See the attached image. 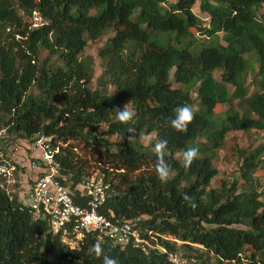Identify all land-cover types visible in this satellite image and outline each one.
Wrapping results in <instances>:
<instances>
[{"label": "trees", "instance_id": "obj_1", "mask_svg": "<svg viewBox=\"0 0 264 264\" xmlns=\"http://www.w3.org/2000/svg\"><path fill=\"white\" fill-rule=\"evenodd\" d=\"M196 3L0 0V143L16 135L51 138L73 188L92 177L84 156L98 153L105 166L97 178L113 189L102 210L110 219L152 231L170 253H178L181 242L189 264H264V200L254 187L264 176V144L243 153L240 193L235 183L211 188L227 136L264 133V0H201L208 20L194 13ZM110 32L99 50L103 73L94 89V64L85 50ZM250 56L259 87L252 95ZM128 103L136 113L131 132L114 123L115 108ZM184 104L195 119L178 133L169 120ZM152 134L145 147L141 138ZM160 140L168 141L172 170L166 184L155 173L152 147ZM192 146L199 157L186 173L182 156ZM184 194L198 207L190 208ZM97 240L88 236L70 249L48 221L35 219L29 206L0 188V264H102L90 251ZM102 246L120 264H170L158 250L145 256L108 241Z\"/></svg>", "mask_w": 264, "mask_h": 264}, {"label": "built area", "instance_id": "obj_2", "mask_svg": "<svg viewBox=\"0 0 264 264\" xmlns=\"http://www.w3.org/2000/svg\"><path fill=\"white\" fill-rule=\"evenodd\" d=\"M34 21L37 27L42 19L36 14ZM3 134L5 131H0V137ZM51 142V138L44 135H37L33 140L32 150L41 152V156L32 163L37 177L31 187L29 207L35 219L48 221L52 230L60 234L62 242L70 249L80 248L84 239L92 236L145 256L158 250L167 255L170 264H189L182 254L170 253L160 246L157 235L152 231L141 229L132 222L112 220L103 213L113 191L111 184L92 176L73 188V181L62 173L61 164L56 159L59 148L54 149ZM3 145L1 142L0 176L4 181L0 188L12 198L17 183V166L4 157Z\"/></svg>", "mask_w": 264, "mask_h": 264}, {"label": "rangeland", "instance_id": "obj_3", "mask_svg": "<svg viewBox=\"0 0 264 264\" xmlns=\"http://www.w3.org/2000/svg\"><path fill=\"white\" fill-rule=\"evenodd\" d=\"M170 3H175L177 0H168ZM201 0H197L196 5L193 8L194 13L203 20H208V14L203 13L200 9ZM94 13V12H93ZM260 13V11H259ZM31 22V19L29 20ZM35 26H33V29ZM113 35L110 32L107 36L102 38L96 43L89 42L85 50V56L92 58L94 64V80L92 87L95 89L98 84V78L103 73L102 60L99 56V50L105 45V42L108 37ZM204 42H207L206 38L201 39ZM47 57L46 53H43L41 58L45 59ZM251 67L247 77V88L249 95L259 92V87L256 85V73L257 65L253 60V57L250 56ZM110 93L114 94L115 90L108 88ZM37 93L36 90H34ZM196 96V95H194ZM240 101H235L232 105L235 109H241ZM229 106L220 107V111L228 110ZM155 138V134L144 135L141 138V143L148 147L150 146V140ZM122 140L121 138L112 137L111 141ZM3 151L5 152V158L13 162L17 166L16 178L17 183L15 185L14 194L18 197L21 203L25 206L30 205V191L32 187V181L36 179L37 173L32 169V163L34 160L41 156V152L33 151L32 145L33 140L21 138L19 136L10 137L9 139L3 141ZM264 144V133L252 130L248 133L242 131H235L230 133L226 138V143L216 155L214 160V165L218 170V175L212 180L211 188L221 189L222 187H231L235 183L238 188V193L244 189V180L240 176V168L244 162V152H254L257 148ZM154 147H152L153 149ZM97 151L103 152L102 148ZM36 152V153H35ZM81 155L83 153L80 151ZM89 161V166H87L88 172L91 176L98 177L102 173L104 164L100 163L98 153H95V156H84ZM99 178V177H98ZM254 186L256 191L261 194V199L264 200V176L255 183ZM145 219L147 217H144ZM169 238V237H168ZM170 241L175 240L173 238L168 239ZM182 243L178 242L179 254H187L185 249L181 247ZM196 248V247H194ZM192 264H195V260H192Z\"/></svg>", "mask_w": 264, "mask_h": 264}, {"label": "clouds", "instance_id": "obj_4", "mask_svg": "<svg viewBox=\"0 0 264 264\" xmlns=\"http://www.w3.org/2000/svg\"><path fill=\"white\" fill-rule=\"evenodd\" d=\"M130 103L126 104L122 109L120 107H116L115 112V120L114 123L119 125L128 127L130 126L136 116V113L129 108ZM175 114L169 120L170 127L178 133H186L188 131L189 125H191L195 119V114L193 109L188 106L187 104L178 106L175 110ZM128 131L131 132L132 128L128 127ZM131 140L132 137H129ZM168 141L167 140H160L154 145V152L157 156V161L155 165V173L157 179L162 183L166 184L171 176V168L170 165L165 160V151L167 150ZM199 157V149L198 147L192 146L188 147L186 151H184L182 156V167L184 168L185 172H189L193 163ZM201 201L205 198L202 196ZM183 200L187 202L188 206L192 209L198 207L196 202L193 198L189 197L187 194L183 195ZM91 252L95 254L97 258L102 257V264H120V261L114 257H111L107 254H104V249L102 246V241L99 239L94 243L92 248L90 249Z\"/></svg>", "mask_w": 264, "mask_h": 264}]
</instances>
